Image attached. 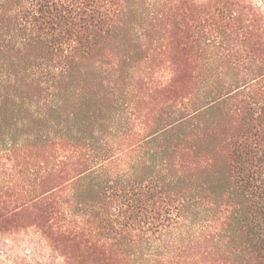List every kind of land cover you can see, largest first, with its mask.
Wrapping results in <instances>:
<instances>
[{
    "label": "trees",
    "instance_id": "16d2710c",
    "mask_svg": "<svg viewBox=\"0 0 264 264\" xmlns=\"http://www.w3.org/2000/svg\"><path fill=\"white\" fill-rule=\"evenodd\" d=\"M31 226L62 264H264L260 8L0 0V235Z\"/></svg>",
    "mask_w": 264,
    "mask_h": 264
},
{
    "label": "rangeland",
    "instance_id": "374dc122",
    "mask_svg": "<svg viewBox=\"0 0 264 264\" xmlns=\"http://www.w3.org/2000/svg\"><path fill=\"white\" fill-rule=\"evenodd\" d=\"M260 8L264 18V0H250ZM226 48V47H224ZM221 55V53H220ZM224 55V54H222ZM234 61H241V53L232 51ZM63 259L51 247L38 228L31 226L21 232L0 235V264H62Z\"/></svg>",
    "mask_w": 264,
    "mask_h": 264
}]
</instances>
